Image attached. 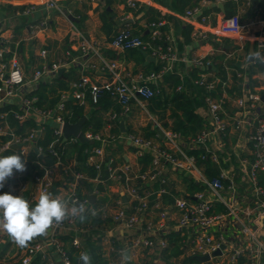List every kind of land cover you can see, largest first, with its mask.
Returning <instances> with one entry per match:
<instances>
[{
    "label": "built area",
    "instance_id": "built-area-1",
    "mask_svg": "<svg viewBox=\"0 0 264 264\" xmlns=\"http://www.w3.org/2000/svg\"><path fill=\"white\" fill-rule=\"evenodd\" d=\"M97 1V0H91ZM142 1L150 0H123L126 7L137 9ZM238 1V0H234ZM246 4H250L251 0H243ZM264 2V0H261ZM45 6L48 9H55L59 12L66 14L62 6L57 0H45ZM202 4H196L192 8L185 11L187 16H196L201 23H210V14L202 10ZM35 10V4L27 6L22 13L29 14ZM164 21L149 22L146 29L155 38L160 35L161 27ZM260 33L256 40V50L264 53V18L260 21ZM46 27V20L40 21L32 28V34H35L37 29ZM245 24L239 14L231 16H223L220 18L217 30L222 35H229L235 38H240L243 34ZM167 45L165 50L160 45L152 46L149 42L144 41L140 35L133 33L128 27H123L117 31L110 41V44L118 50H128L137 48L142 50L149 56L157 58L165 64L162 68L155 72H137L126 80L123 75L120 64L117 60L102 61L104 68L108 72L109 79L103 84L89 83L87 77H81L78 81L72 82L71 97L82 105L87 104L86 100V86L88 87L89 99L95 103L100 97L103 89L111 90L115 100L121 105V111L111 115L112 118L119 115L124 118L129 110V103L135 100L141 107L146 108L144 101L151 97L156 92V85L162 81V76L168 70H174V66L178 58L176 47L173 39L168 35ZM80 55L93 52L97 54V49L94 44L89 43L84 37L80 39ZM47 51L41 50L40 55L44 58ZM213 54L211 52L209 55ZM206 56L193 57L190 61L193 66L199 68V79L195 83L204 86L206 90L214 91L217 84L220 82L218 77L207 80L208 72L205 68L211 67L212 61ZM229 56V55H228ZM69 62H54L51 64L42 63L37 68L29 81H26L25 72L17 57L16 51L10 47L3 45L0 47V106L8 99L19 96L21 113H16L17 119H23L30 115L36 116L40 122H36L37 126L31 128L27 136L21 138L17 135H12L10 139L6 140L0 147V151L8 149L12 144L20 145V153L27 152L26 141L35 140L42 131V126L46 123H52L54 126L53 135L54 139L44 149L42 146L37 147V153L43 154L44 151L55 156L56 160L52 166L44 167L41 175H35L31 178V183L35 185V193L32 200L37 202L39 195L42 192H49L54 184L55 176L61 172H67L66 166L63 165L61 156L64 154L63 148L57 144L60 138L63 139L62 127L64 120L61 116L65 112L64 101L69 96L67 92L60 94L59 102L52 108H40L33 104L34 97H29L26 94L34 90L37 85L43 80H48L50 77L57 74L60 67H65ZM237 76H242L238 72ZM5 77V78H4ZM29 84V85H27ZM226 82H221V89L225 87ZM158 86V85H157ZM180 88V87H178ZM261 92L249 90L243 96L236 98L235 104L239 108L232 116L233 128L241 130L245 124L249 123L248 114L252 112L254 118V129L249 136L251 142V160H242V167L246 170L247 185L251 187V193L257 195L256 201L248 208L245 218L238 212V206H235L234 201L238 198V188L241 186L236 182L229 172L220 167V178L228 181L227 189L230 190V201L226 195L221 193L224 189L223 184L219 180L208 181L204 176L201 167L196 164L195 157L188 155L181 146L178 144L179 134L171 130H164V140L168 145L161 144L155 139L144 137L139 134L127 133L122 138L135 149L137 156H140L144 151L151 153V161L149 167L143 172L133 170L129 165L125 164L121 167L111 165L112 159L109 158L104 162L103 144L106 138L101 137L99 134L91 130L83 131L86 138L89 140H97V145L88 156V161L95 164L97 169L106 166L109 176L108 178L114 181H123L121 184V191L119 197L115 201V206L111 209L110 217L112 222L117 227L122 228L124 231L132 232V235L127 240L126 248H118L114 245V240L109 233L93 234L92 238L100 237L101 245L103 248V256L110 257L111 253L121 254L120 258L115 264H123L122 255L125 249L137 250L141 248H154V246L163 248L166 246L164 238L158 237L160 232L166 233L169 226V221L176 218L177 228H191L188 234L187 245L185 246L186 254L204 255L210 254L219 249L222 244L224 248L217 256L211 257L210 261L219 259L221 264H237L240 257H246L247 260L244 264H261L260 260L264 255V182L260 183L258 174L264 175V101L261 100ZM205 104L207 106V114L204 118V127L192 143L202 145L205 152L210 153L212 160L217 159V153L209 149V140L212 134L225 133L228 129L229 122L225 117L223 100L216 99L212 95H206ZM241 109V110H240ZM1 117L3 115H0ZM123 120V119H120ZM159 127V126H157ZM160 128V127H159ZM5 132V127L0 124V134ZM71 142L77 140L71 136L66 140ZM60 170L62 171H59ZM167 172L174 174L180 172L185 175L191 176L195 181L206 184V189L197 191L193 195L194 201H188L182 197H175L171 205L159 209L154 213L155 208H159V202L154 203L152 206L148 205V193H140L136 187L131 185L134 179L142 181H154L158 177L165 175ZM17 179L21 180L20 172L14 175ZM82 174L75 173L71 181L68 182L67 187L64 189L65 197L78 200L86 203L90 207L89 198H79L75 189L77 179ZM244 176L241 177L243 180ZM94 182H100V178L92 179ZM162 182L165 179H161ZM28 183L19 181L18 187L24 190ZM165 188H161L157 193H165ZM4 193V188L0 189V194ZM93 194H98L97 190L92 191ZM96 196V195H95ZM219 201L227 208L226 212H215L214 202ZM175 211H171V209ZM102 210V209H98ZM129 210V211H128ZM95 213V211H92ZM157 216L155 217L153 216ZM222 222L232 228L230 234L218 232V226ZM73 231L72 244L81 252H86V241L83 234L91 231L90 226H78L77 220H66L57 225L53 224L43 239L32 240L27 247H24L20 255L10 262H3L0 264H30L33 258L40 254L42 259H46V264H69L65 252L62 249L58 236L63 233H70ZM51 248H54L51 250ZM209 262V261H208Z\"/></svg>",
    "mask_w": 264,
    "mask_h": 264
},
{
    "label": "trees",
    "instance_id": "trees-1",
    "mask_svg": "<svg viewBox=\"0 0 264 264\" xmlns=\"http://www.w3.org/2000/svg\"><path fill=\"white\" fill-rule=\"evenodd\" d=\"M198 0H172L170 7L176 12H184L187 8H192ZM108 6H112V0H104V6L99 14L100 21V31L105 36L107 42H110L113 36L117 33L119 29L125 26L120 27L121 21L116 18L113 10L107 9ZM240 3L235 2L234 0H227L225 2V12L224 16H231L236 14ZM26 6H23V10ZM86 6L84 5L83 8ZM143 8L131 9L127 8V11H131L134 15L139 13ZM218 10V8H216ZM260 16L264 18V9L261 7ZM74 12H77V10ZM243 17H247L246 13H243ZM85 15L81 16L80 22L83 20ZM145 22H157L164 20L165 16L162 15L155 8H148L144 14ZM132 27V32L140 35V37L149 42L152 46L160 45L165 50L167 45V33L164 26L161 27V33L159 36L153 38L150 32H145L146 27H143L138 24L137 21L130 24ZM190 28L184 29V40L188 42L190 39ZM95 46V45H94ZM96 47V46H95ZM128 57L133 59L135 62L134 72H157L159 71L165 62L157 60L156 63L148 62L146 60L145 54L142 50L137 48H132L126 50ZM69 55L65 58H62L61 62H70L71 58L75 55L81 53V51H73L72 49L67 50ZM248 46L245 47L244 53L240 55L227 57L225 53L214 52L211 55H208L207 58H210L212 61L211 67L205 68V71L208 72L207 80H211L214 77H218L220 82L217 84V87L214 91L206 90L204 86L195 83L196 79H199V73L201 70L197 67H193L189 76L181 78L175 70H168L162 76V84L158 83L156 85V92L144 101L147 111L156 118V121L165 130H171L179 134L181 137L180 146L186 151L188 155L195 157L196 164L201 167L202 172L208 181L219 180L224 189L221 190L223 195L230 194V190L227 189L228 181L220 178V167L222 163L214 162L211 159V155L208 152H205V148L202 145H196L192 143V139L201 132L204 127L203 118L196 112L198 107L205 105V96L212 95L213 97L221 98L222 90L221 82L228 81V78L231 79L229 85L225 87L224 91L227 93V97L223 100V106L227 109L229 100L228 98L233 99L242 93V85L244 77L237 76V73L240 72L242 75H246L249 87L253 88L257 85V82L253 76L258 72H264V64L253 63L248 59ZM111 57H114V54H110ZM33 64L36 63L32 59ZM37 64H39L37 62ZM51 64V63H49ZM145 64L143 67L136 68ZM175 67V66H174ZM175 69V68H174ZM73 66H70L66 72L56 74L49 78L46 82H40L37 87L26 95L29 97H34L33 104L40 108H52L60 100V94L63 91L70 90L69 83L76 82L79 80V72L76 71ZM88 72V73H87ZM86 74H90V70L86 71ZM1 84V80H0ZM163 84L166 85L169 92H166V88L163 87ZM180 87V88H178ZM252 91H256L255 89ZM86 100L89 107H92L90 112L85 110V105L78 103L74 99L66 98L64 101V106L66 111L61 113V116L64 121H69L75 123L82 116H86L87 119L82 125V130H90L94 133L98 132L106 123L111 125L110 127V136L106 138L105 143L103 144L104 151V162L109 158L112 159L111 165L119 166L124 165L125 161L122 158L121 154L123 152V147L125 140L122 138L127 133L138 134L133 129L127 128L124 132L120 129V119L124 121L127 120V115L125 118H120L119 115L112 118H107L104 116L106 112L118 114L121 111V105L115 100L112 91L109 89H103L101 91L100 97L95 103H92L89 99L88 87L86 86ZM87 105V104H86ZM137 105L135 100H131L129 103L130 110L133 109V106ZM139 106V105H138ZM169 111V116L172 118V122H166L163 120L166 113ZM16 113H21V110L13 104H8L0 107V124L5 127V132L0 134V147L12 135H17L21 138L27 136L31 128L37 126L35 120L31 117H25L23 119H17L15 117ZM54 126L52 123H46L42 126L41 134L33 141H26L27 152L25 154L20 153V145L12 144L8 149L0 151V155L7 156L13 153H18L26 159V171L21 174V180L17 179L15 176L10 178L8 181H11L13 184H18L19 181L27 182V187L22 190V197L29 201L31 206H34V202L31 198L35 193V185L31 183V178L35 175H41L44 171V167L52 166L56 158L52 154L44 151L43 154L39 155L37 153V147L42 146L44 149L48 146L51 140L54 139L53 135ZM228 131V129H227ZM141 135L147 138L157 139L161 144L164 143V140H159V135L157 133V127L153 122H150L143 128ZM178 142V143H179ZM60 148H63L64 154L61 156L62 167L66 166L67 172H61L60 175L55 176L54 184L50 189V193L54 196L59 194L60 189H65L69 181L72 180L75 173H80L82 176L77 179L76 184V193L79 198H89V189L92 191L97 190L99 193H104L103 196H97L96 200L90 204L92 210L95 213H90L88 218L84 222L77 220V225L80 226H90L91 231L83 234L86 243V252L92 256V264H115L116 261L120 258L121 254L111 253L109 259L103 256V248L101 245V238L96 237L92 238L93 234L99 233L103 235V231L99 229V225L103 221L99 215L101 213L105 214L107 208H114L115 201L119 197V193H106L107 185H116L121 187V182L123 181H114L108 178L109 173L106 166H102L99 170L95 167V164L88 161V156L91 154L93 148L99 145L97 140H94L93 143L90 142H81L75 140L71 142L69 139L62 141V138L57 142ZM132 150H135L133 147L129 146ZM139 163V169L136 171L143 172L146 170L151 161V153L149 151H144V153L137 157ZM126 164V163H125ZM222 164V165H221ZM59 171L60 170L59 168ZM175 177L172 178L170 173L167 172L165 175L158 177L154 181H142L140 179H134L131 182V185L137 188L140 193H148V205L152 206L154 203L159 202V208H155L154 213L158 212L159 209L171 205L175 197H182L188 201H194L193 195L197 191L205 190L206 184L202 182L195 181L191 176L185 175L180 172H175ZM99 177L100 182H94L92 179ZM165 179L162 182L161 179ZM178 180V181H176ZM258 180L260 183L264 182V175L262 173L258 174ZM161 188H165L166 192L161 193L158 196V191ZM214 211L215 212H226L227 208L224 204L219 201L214 202ZM102 209V210H98ZM129 211V210H128ZM175 211V209H171ZM106 215V214H105ZM155 219L157 216L153 215ZM104 220L112 221L109 216H106ZM73 232L63 233L58 236V240L61 243L62 249L65 252L67 258L69 259V264H83L79 260L80 250L72 244ZM158 237L164 238L166 241V246L159 248L154 246L153 257L160 260H164L165 264H173L169 262L171 259H174V264H221L219 259L212 260L209 262H199L193 258L192 255L186 254L185 246L188 241V232L186 228H181L176 230L169 228L166 233L160 232ZM114 245L118 248H121V245L118 242L114 241ZM10 246V241H6L5 244H0V259L8 251ZM54 248H51L53 250ZM148 249V248H147ZM247 256L240 257L237 260V264H244L247 260ZM149 261L144 264H155L154 262ZM46 259H42L40 254H37L30 264H46ZM261 264H264V255H262ZM128 264H134L132 261L128 260Z\"/></svg>",
    "mask_w": 264,
    "mask_h": 264
},
{
    "label": "crops",
    "instance_id": "crops-1",
    "mask_svg": "<svg viewBox=\"0 0 264 264\" xmlns=\"http://www.w3.org/2000/svg\"><path fill=\"white\" fill-rule=\"evenodd\" d=\"M57 1L62 6L66 14L55 9H48L45 6V0H0V47L6 45L16 51L17 57L25 72L26 81H29L33 72L39 68L42 63L49 64L61 62L62 58L69 55L67 52L69 49L76 52L79 51L80 39L82 37H84L89 43L94 44L98 53L94 54L93 52H90L81 58L79 57L80 54L73 56L69 62L70 64L65 66V70L63 72H66L70 66H73L80 74L79 79L81 77H87L89 83L103 84L109 79V76L102 61L117 60L120 64V69L123 75L126 76V80L128 81L129 78L135 74V62L133 59L128 57L126 50H118L114 48L110 42H107L105 36L99 28V14L104 6V0H97L94 2L91 0ZM226 1L227 0H198L196 4H202V10L205 13L210 14V23L206 24L201 23L199 18L196 16H187L185 11L190 8L185 9V11L181 13L174 11L170 7L172 0L142 1L139 8L143 9L135 15L131 11H127L128 7L124 5L123 0H112V6H108L107 9H112L116 18L121 21L120 27L125 26L131 30L132 27L130 24L135 21H137L139 25L146 27L147 22H145L144 14L150 7L157 9L162 15H164L165 18L163 20V26L166 29L165 32L171 39H173L178 58L180 59L176 62L174 70L175 73L183 78L189 76L190 70L194 67L190 61L193 57L206 56L211 52L225 53L227 57H230L244 53L245 47L247 46L248 51L251 45H253L254 49H256V40L259 37L261 26L260 21L262 20L260 12L262 11L261 7L264 9V2L257 0L254 4H252V2H250V4H246L243 0L235 1L240 3L236 14L240 15L243 23L245 24L242 36L240 38H235L229 35H222L217 30L218 22L220 18L224 16ZM31 4H35V10L29 14L22 13V11ZM219 4L222 5V8L218 6ZM84 5L86 6L85 8H83ZM23 6L26 7L22 10L21 8ZM216 8H218V10H216ZM74 10H77V12H74ZM243 13H246L247 17H243ZM69 14H72L76 20H71L68 17ZM82 15H85V17L80 22ZM129 19H131V22L126 21ZM42 20H46V27L37 29L35 34H32V28ZM185 28L191 29L190 39L188 42H185L184 40ZM43 49L47 51L44 58L40 55V52ZM110 54H114V57H111ZM145 57L148 62L150 61L156 63L158 60L148 54H145ZM147 57H153L155 60L151 61L147 59ZM32 59L36 63L33 64ZM37 62L39 64H37ZM144 65L145 64H142L136 68L140 70V68ZM88 70H90V74H86V71ZM253 78L257 82V85L251 88L248 85L246 75H244L242 93L236 98L243 96L249 90L254 89L261 92V94H264V72L256 73ZM0 80L2 82V78H0ZM48 80H43L42 82H46ZM230 81L231 79L228 78L225 87L227 86V83L229 85ZM71 83L72 82L69 83V86ZM160 83L162 84L163 82L161 81ZM163 87L166 88V92L170 91L166 85L163 84ZM224 89L222 90V97H216V99L224 100V98L228 96ZM63 92H67L69 95L67 98L73 99L71 97L72 88ZM236 98H228L227 100H229V103L227 109L224 108L225 117L230 126L228 127V131L221 134H212L209 140V149L217 153V159L213 161L222 163L223 165L221 164V167L228 171L229 175L233 176L236 182L241 185L238 188V198L235 199L234 204L235 206H238V212L245 218L248 208H250L256 201V198H258L257 195L251 193L252 189L249 185H247L248 181L246 180V170L241 164V161L244 159H252V145L249 136L254 129L255 121L252 112L250 111V114H248L250 124H245L244 128L241 130L233 128L231 117L234 116L237 109H239L235 104ZM8 104H13L19 108V96L6 100L1 106ZM138 105L139 104L137 103V105L133 106V109L131 108V110L129 106V110L126 114L128 118L124 121L125 130L129 127L141 135L143 134V128H145L150 122H153L156 127L159 126L165 130L160 123L156 121L153 114L149 113L146 108ZM85 106V110L87 112L92 110V107H89L88 103ZM196 112L204 120L207 114L206 104L198 107ZM104 116L110 118L111 113L106 112ZM29 117L33 118L38 123L40 122V120L34 115H30ZM163 120L169 122V124L172 122V118L169 116V111L166 113ZM110 127L111 125L106 123L96 133L103 138H108L110 136ZM159 138V140H164L161 136H159ZM177 141L181 142V137H179ZM180 142L178 143L179 145ZM163 144L168 145L165 140ZM129 146L130 145L125 141L121 156L125 163L136 171L139 169V163L137 160L138 156L136 155L135 150H132ZM121 166L123 165L121 164L116 167ZM175 175L176 174H170L172 178H174ZM243 176L244 178L241 180V177ZM120 188L121 187L116 185H107L106 193L118 194L119 191H121ZM4 192H11L13 195H22V190L19 189L18 184H13L11 181H7L4 185ZM103 194L104 193H98L94 195H96L95 197L97 198V196H103ZM230 195L231 194L226 195L229 201ZM57 196L64 198V189H60ZM110 215L111 214H109V217ZM99 217L103 220L99 225V229L103 231L104 234H111V237L115 242H118L122 248H126L127 240L132 235V232L124 231L122 228L117 227V225H115L112 221L106 222V220H104L106 215L103 213H101ZM168 224L170 228L180 230V228H177L175 217L173 220H170ZM218 229V232L230 234V230L232 228L227 224V222H222L218 226ZM190 230L193 231L191 228H188V234L191 232ZM44 236L34 238L33 240L43 239ZM262 238H264V236H262ZM6 241H10V246L8 251L1 257L0 263L12 261L17 258L24 249V247L22 248L17 246L8 234L0 229V244H5ZM152 249L153 248H141L137 250H130L128 260L132 261L134 264H144L145 262H149L152 260L151 257L154 255ZM152 262L155 264L166 263L164 260H160L157 257L154 258ZM169 262L174 264V259H171ZM56 264H59V262L56 261Z\"/></svg>",
    "mask_w": 264,
    "mask_h": 264
},
{
    "label": "clouds",
    "instance_id": "clouds-1",
    "mask_svg": "<svg viewBox=\"0 0 264 264\" xmlns=\"http://www.w3.org/2000/svg\"><path fill=\"white\" fill-rule=\"evenodd\" d=\"M250 62L264 64V53L252 50L248 54ZM26 159L21 154L0 155V189L16 172L23 173ZM92 209L86 203L72 198H61L50 192H42L34 206L21 195L11 192L0 194V229L5 231L19 247H27L34 238L47 234L49 228L66 220L84 222ZM83 264H92V256L87 252L79 254ZM123 264H128V257L122 255Z\"/></svg>",
    "mask_w": 264,
    "mask_h": 264
},
{
    "label": "water",
    "instance_id": "water-1",
    "mask_svg": "<svg viewBox=\"0 0 264 264\" xmlns=\"http://www.w3.org/2000/svg\"><path fill=\"white\" fill-rule=\"evenodd\" d=\"M257 0H251L252 4L256 3ZM220 8H222V5L219 4L218 5ZM68 17L75 21V17L72 15V14H69ZM127 22H131V19L129 20H126ZM145 32H149L148 30H146ZM254 50V47L253 45L250 46L249 48V51H252ZM147 59L151 60V61H154L155 59L153 57H147ZM65 70V67H60L58 70H57V74H60L62 73L63 71ZM5 78V77H4ZM261 100L264 101V94L261 95ZM87 117L86 116H82L78 121H76L75 123H71L69 121H65L64 124H63V127H62V132H63V139L62 141H65L67 138L73 136L75 137L77 140L81 141V142H90V143H93L92 140H89L88 138H86V136L84 135L83 133V130H82V125L85 123ZM120 129L121 131H125V126H124V120H121L120 121ZM157 133L159 136L161 137H164V130L162 128H157ZM96 200V197L95 195L92 193V190L89 189V202L90 203H93L94 201ZM225 246L224 244H222L220 246L221 249H223ZM216 249L215 251H213L210 254H204V255H199V254H194L191 256V258L199 261V262H208L210 261L211 257L213 256H217L221 253V249ZM129 248L125 249L124 252H123V255H126L129 259Z\"/></svg>",
    "mask_w": 264,
    "mask_h": 264
},
{
    "label": "rangeland",
    "instance_id": "rangeland-1",
    "mask_svg": "<svg viewBox=\"0 0 264 264\" xmlns=\"http://www.w3.org/2000/svg\"><path fill=\"white\" fill-rule=\"evenodd\" d=\"M112 208H107L105 211L106 216H109ZM16 253V252H15Z\"/></svg>",
    "mask_w": 264,
    "mask_h": 264
}]
</instances>
